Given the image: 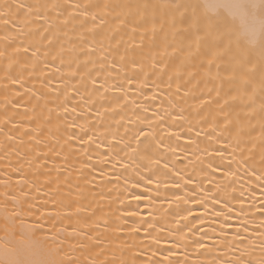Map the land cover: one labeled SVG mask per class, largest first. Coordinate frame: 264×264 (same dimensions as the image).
<instances>
[{
	"label": "bare ground",
	"instance_id": "1",
	"mask_svg": "<svg viewBox=\"0 0 264 264\" xmlns=\"http://www.w3.org/2000/svg\"><path fill=\"white\" fill-rule=\"evenodd\" d=\"M161 2L0 0V259L264 264V90L96 7Z\"/></svg>",
	"mask_w": 264,
	"mask_h": 264
},
{
	"label": "snow or ice",
	"instance_id": "2",
	"mask_svg": "<svg viewBox=\"0 0 264 264\" xmlns=\"http://www.w3.org/2000/svg\"><path fill=\"white\" fill-rule=\"evenodd\" d=\"M96 7H112L121 15H126L132 8L138 10L137 15L140 9L145 12L151 10L150 19L154 27L158 19H163L174 33L180 32L187 39L189 57L200 53L215 59L226 53L231 65L239 69L245 84L258 82L264 90V0H163L157 4H105ZM161 11L162 16H158ZM95 18L92 17L93 20ZM137 22L133 17L132 23ZM261 107L264 108V104ZM261 130L264 134V124ZM149 137L151 130L140 131L126 147L136 153L134 143L145 138L147 144ZM148 182L151 183V180ZM42 228L43 224H38L33 225L31 230L34 232ZM8 251L4 252L5 258L0 259V264H32L20 252L8 258ZM43 264H56V261L48 260Z\"/></svg>",
	"mask_w": 264,
	"mask_h": 264
}]
</instances>
